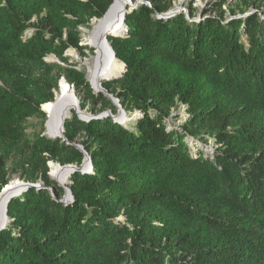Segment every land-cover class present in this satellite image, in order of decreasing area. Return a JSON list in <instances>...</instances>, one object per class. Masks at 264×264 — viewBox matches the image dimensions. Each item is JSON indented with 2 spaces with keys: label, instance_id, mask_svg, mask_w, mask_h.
Wrapping results in <instances>:
<instances>
[{
  "label": "trees",
  "instance_id": "obj_1",
  "mask_svg": "<svg viewBox=\"0 0 264 264\" xmlns=\"http://www.w3.org/2000/svg\"><path fill=\"white\" fill-rule=\"evenodd\" d=\"M146 1L127 13L126 35L108 36L127 70L102 82L143 116L85 121L72 110L64 139L30 138L24 122L54 101L53 70L83 87L94 114L99 102L116 112L65 55L89 48L80 27L113 0H0V192L19 149L26 179L56 188L12 198L0 264H264V0H211L199 19L196 0L189 17L168 18L158 14L174 0ZM180 103L188 118L171 127ZM79 137L93 169L71 175L65 203L48 161L81 165Z\"/></svg>",
  "mask_w": 264,
  "mask_h": 264
},
{
  "label": "rangeland",
  "instance_id": "obj_2",
  "mask_svg": "<svg viewBox=\"0 0 264 264\" xmlns=\"http://www.w3.org/2000/svg\"><path fill=\"white\" fill-rule=\"evenodd\" d=\"M144 1H146V0H144ZM210 1L211 0H196L195 1V3L193 4V7H195L197 9V12H198V16L196 17V19L201 18L203 13L205 11H208V9L210 8ZM132 2L133 3L139 2L138 5L140 3H145L142 0H132ZM232 2H234V1H232ZM174 6H181L183 8V10L180 12L189 13L190 4H189L188 0L178 1V3H176V0H174ZM98 23H99V19L94 18L90 21L89 25H87V26L83 25L80 27V29L82 31V33H81L82 34V41L80 42L81 45H88V44H84L85 42H87L86 37L91 36L93 34V31L97 28ZM27 32L29 33V30ZM124 35H126V31H124V33H122L118 36H124ZM109 36H111V35H109ZM65 55L69 58L68 62H66V63L71 64L78 69L84 70L86 73L87 80L91 84L92 81L89 80L90 79L89 77H90V73H91L92 69L95 68L96 62H97L96 48L94 46H89V48H85L83 50L70 48L66 51ZM58 59L59 58H57L55 55H50V56L46 57L47 62H56L54 60H58ZM66 63L62 62V64H64V65ZM52 73L56 76V79H57V86L53 87V89H52V91L54 92V99H55L57 91L60 88V86H59L60 79L64 76L59 78L57 76L55 70H53ZM88 74H89V76H88ZM103 81H105V79ZM72 85L75 89V97H76L79 105L82 102H85L87 104L88 112H92L89 108H91L93 106V102L91 99L86 97L87 96L86 91L83 89V87H78L74 84H72ZM110 93H112V92H110ZM97 94H98V92H97ZM120 103H121V100H120ZM121 105L123 107L122 103H121ZM96 108H97V110H100V112H98L96 114L102 113L103 111H106V110H112V112L114 114L117 113V109H116V112H114L110 106H107L104 109L101 102H99L97 104ZM141 116H143V115H137L135 118H137V117L139 118ZM187 118H188L187 106L184 105L183 103H180L177 108L173 109V114H172V117L169 119V124L171 127H181V125L187 120ZM47 121H48V115L46 112L44 115H35L32 117H29L28 120L24 122V127H25L24 130L30 138H33L34 136H36L38 134H41L42 136L49 137L47 134ZM82 139H83L82 137H79L77 139V141H75L73 143L81 144L80 140H82ZM214 145H215L214 140L210 139L209 143L207 144V148L209 150H211V149L215 148ZM202 147H204V146L202 145ZM28 153L29 152L24 151V149L14 150L13 152H11L9 154V157L6 158L7 159L6 171H7V177L9 178L8 184L12 181H15V180H18L20 182H31V183L37 185L39 189L48 187L50 192L52 194H54L56 188L54 186H47V184L45 183V181L43 179L38 178L37 181H35V182L26 179L25 170H26V168H30V165H29L30 164V158H29ZM50 162L51 163L54 162V163L59 164L61 166H63V164H61L58 161H54V160L48 161L49 176H50L51 180L58 183V185L60 187H62L65 191L63 198L60 199V200H63L65 198V196H67V188H70L69 185L71 184V182H70L71 176L69 177V179H68L69 181L66 184H63V185L60 184L59 181L55 177L52 176ZM24 191H26V190H24ZM71 202H69V203H71ZM118 220H125V219L122 216H120L118 218Z\"/></svg>",
  "mask_w": 264,
  "mask_h": 264
},
{
  "label": "water",
  "instance_id": "obj_3",
  "mask_svg": "<svg viewBox=\"0 0 264 264\" xmlns=\"http://www.w3.org/2000/svg\"><path fill=\"white\" fill-rule=\"evenodd\" d=\"M118 1L119 0H113L112 4L110 5L109 9L107 10V12L105 13V15L99 19V23L98 26H103L102 30H103V35L98 39V44L95 47L96 48V59H97V63L98 61L101 62L104 58V56L106 54H111L112 58L114 60H116L118 62V64H120L121 68L120 70L114 74V75H109L106 76V80H113V79H117V78H121L124 73L127 70V65L126 63H124L123 61L119 60L116 56V52L111 44V42L108 39V36L110 34H112L110 31V27L105 26V23L107 22H111L113 19L115 20H119V24L117 28L123 27L126 29V15L128 12L132 11L133 9H135L138 6V3H133L132 0H125L126 2L124 3V5L120 8H118ZM147 4H149L151 6V3L148 1H144ZM118 8V9H117ZM183 8L181 6H174L173 8H171L170 10H168L167 12H163V13H159L158 17L159 18H168V17H172L178 13H180V11H182ZM186 15L189 17V13L185 12ZM247 15V14H246ZM196 19V18H195ZM193 19V20H195ZM97 26V27H98ZM111 36H118V35H111ZM84 44H88L89 46H92V44L90 42H85ZM58 63L62 62L58 59V60H54ZM104 74V72H100V78L103 77L102 75ZM61 80H66L65 77H62L60 79ZM67 81V80H66ZM68 85H70L75 93V89L73 87L72 84H70L68 82ZM91 86L94 89V91L97 93L101 92L104 89V86L102 84V81H98L96 84H94L93 82H91ZM105 96H107L108 98H110L112 100V103L116 106L117 109V113H113L112 110H106L103 111L102 113L99 114H93L92 112H87L86 110H83L78 101L76 100L75 97V105L72 106L73 110L76 112V114L78 115V117L82 120H91L93 118H103V117H119L120 114L123 112L124 108L122 107L121 103H120V99L115 96L114 94L110 93L109 90L105 89ZM41 109L45 112V110L43 109V106L41 107ZM73 116V112L71 113V115L65 116L61 122V128H60V133H58L56 135L55 138L57 137H61L64 139L66 138L65 135V121L68 118H72ZM74 146H76L80 151L83 152L84 154V160L82 162V164L79 166L77 164H65L62 167L64 168H68L70 169V176L74 173V172H82V173H88L93 169V163H92V158L91 155L89 154V152L85 149V147L82 144H75L72 143ZM53 163V162H52ZM52 163L50 162V166L52 165ZM37 187V185L31 183V182H20V187H18L16 190H14L13 192H8V184L5 185V187L2 189V191L0 192V194H7L6 196V204H5V210L4 213L2 215V220H0V230L4 229L7 224L11 221V219L8 216V205L10 203V201L12 200V198L19 196L20 194H22V192L24 190H27L29 188H33V187ZM74 200V196L72 193V190L70 188H67V196H65V198L63 200H60L61 202H65V203H69L71 201Z\"/></svg>",
  "mask_w": 264,
  "mask_h": 264
},
{
  "label": "bare ground",
  "instance_id": "obj_4",
  "mask_svg": "<svg viewBox=\"0 0 264 264\" xmlns=\"http://www.w3.org/2000/svg\"><path fill=\"white\" fill-rule=\"evenodd\" d=\"M178 1L183 0H176V3ZM126 1L125 0H119L118 1V8L122 7ZM117 8V9H118ZM119 24V20L113 19L111 22L105 23V26L110 27L111 33L110 35H120L123 33L124 28L120 27L117 28ZM104 26V25H103ZM103 26H98L91 36L86 37V41L90 42L92 46H97L98 39L103 35ZM121 66L118 64L116 60L112 58L111 54H106L101 62H96L95 68L92 69L90 73V81H92L94 84H96L98 81L106 80V76L114 75L120 70ZM100 72H104L100 76ZM89 76V74H88ZM59 90L57 91V94L55 96L54 101L48 102L43 104V109L48 115V121H47V134L49 137H56L58 133H60L61 128V122L65 116L71 115L72 113V106L75 105V93L73 88L68 85V81L61 80L59 83ZM77 100V99H76ZM124 121L126 120V116ZM121 118V117H120ZM51 172L52 176L55 177L60 184H66L70 177V169L64 168L59 164L52 163L51 165ZM18 187H20V181L15 180L8 184V192H13ZM6 196L7 194H0V220H2V215L5 210V204H6Z\"/></svg>",
  "mask_w": 264,
  "mask_h": 264
},
{
  "label": "built area",
  "instance_id": "obj_5",
  "mask_svg": "<svg viewBox=\"0 0 264 264\" xmlns=\"http://www.w3.org/2000/svg\"><path fill=\"white\" fill-rule=\"evenodd\" d=\"M105 89L106 88L104 87V89L101 91V93H103L104 95H105V91H106ZM83 110H86L88 112L87 108H85ZM124 115L126 116V120L125 121H124L125 117H123ZM137 115H143V112L139 111V110H135L133 113H131V112H127L126 110H123V112L120 114L119 117L113 116L112 118L114 119V121H116L118 123H121V124H124L127 121H130V120L134 119Z\"/></svg>",
  "mask_w": 264,
  "mask_h": 264
}]
</instances>
